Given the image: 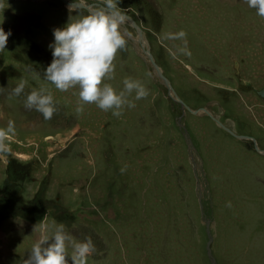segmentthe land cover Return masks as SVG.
Returning a JSON list of instances; mask_svg holds the SVG:
<instances>
[{"label":"rangeland","instance_id":"rangeland-1","mask_svg":"<svg viewBox=\"0 0 264 264\" xmlns=\"http://www.w3.org/2000/svg\"><path fill=\"white\" fill-rule=\"evenodd\" d=\"M120 7L176 99L125 37L103 82L120 92L126 77L139 79L149 95L133 91L135 106L115 116L43 77L67 5L0 0L11 30L0 51V128L14 127L0 153V264H23L53 220L77 241L91 237L86 264H264V16L248 0ZM41 87L54 96L50 119L25 107Z\"/></svg>","mask_w":264,"mask_h":264},{"label":"clouds","instance_id":"clouds-1","mask_svg":"<svg viewBox=\"0 0 264 264\" xmlns=\"http://www.w3.org/2000/svg\"><path fill=\"white\" fill-rule=\"evenodd\" d=\"M83 0H69L70 15L59 27H54L51 49L52 59L43 68L44 79L61 91L78 87V96L84 103H95L100 109L120 116L123 106L134 107V100L128 95L135 91V100L149 95V89L139 80L126 77L124 90L117 92L109 83L103 82L114 72L116 53L126 45L121 30L126 16L120 4L122 0H91V7L80 11ZM258 15L264 16V0H248ZM75 13L72 15L71 13ZM11 30L5 31L3 16L0 18V51L4 50ZM28 83L21 79L12 89L13 95H20ZM25 107L35 108L45 119L56 111L53 94L47 89L33 88L25 99ZM77 111H83L79 104ZM14 134L13 122L7 128H0V153H7L6 143ZM71 244L72 252H68ZM91 237L77 241L66 230L63 223L53 220L51 225L41 224L37 236L27 253L23 264H86L88 255L94 250Z\"/></svg>","mask_w":264,"mask_h":264},{"label":"bare ground","instance_id":"bare-ground-1","mask_svg":"<svg viewBox=\"0 0 264 264\" xmlns=\"http://www.w3.org/2000/svg\"><path fill=\"white\" fill-rule=\"evenodd\" d=\"M67 1V0H66ZM66 3H69L68 1L66 2ZM129 25H131L130 24V22L127 20L126 21ZM127 25V24H126ZM126 25L125 24H122L121 25V30H123V32H124V36L125 37H127L128 39H131L132 41H133V45H134V47H135V49L137 50V47H136V45H141V47H140V50L142 51V55H146L147 57L149 56L150 58H152V56L149 54V52H148V49H147V41L145 40V38L144 37H134V36H132V35H130L126 30ZM128 25V26H129ZM138 52V51H137ZM139 55V54H138ZM186 56V55H185ZM144 58H145V56H144ZM153 62V61H152ZM149 64V63H148ZM149 65H151V64H149ZM255 69V68H254ZM155 74H157V76L158 77H160V76H162V72H161V70H160V68H157V70L155 69ZM170 96H173L175 99H176V96H174V93H173V91L171 90L170 91Z\"/></svg>","mask_w":264,"mask_h":264},{"label":"water","instance_id":"water-1","mask_svg":"<svg viewBox=\"0 0 264 264\" xmlns=\"http://www.w3.org/2000/svg\"><path fill=\"white\" fill-rule=\"evenodd\" d=\"M32 1H42V0H32ZM62 2H67L66 0H61ZM66 4V3H65ZM69 4V3H68ZM67 4V5H68ZM90 6H84V5H81L80 6V8H84L85 10L87 9V8H89ZM127 18V20L130 22V24L132 25V26H135V28H136V30H137V33L138 34H141V31L139 30V28L132 22V20L129 18V17H126ZM148 58H149V60H150V62L153 64V66H152V69L153 70H157V67L154 65V63L152 62L153 60H152V58H150L149 56H148ZM156 77H157V74H156ZM160 78L162 79V81L164 82V84H165V86L167 87V89H168V91H169V95H171L170 94V91H171V87H170V85L168 84V81L164 78V77H162V76H160ZM259 94L261 95V96H263L264 97V90H262V91H260L259 92ZM203 111H205L206 112V110H203ZM190 112H192L193 114H198V113H200L199 111H197V110H195V111H193V110H190ZM211 116V115H210ZM212 117V116H211ZM213 118V117H212ZM222 128H224L226 131H228L230 134H232V135H234V136H236L235 134H233L228 128H226V127H224L222 124H220L218 121H216ZM237 137H239V136H237ZM208 224V223H207ZM209 252V251H208Z\"/></svg>","mask_w":264,"mask_h":264},{"label":"flooded vegetation","instance_id":"flooded-vegetation-1","mask_svg":"<svg viewBox=\"0 0 264 264\" xmlns=\"http://www.w3.org/2000/svg\"><path fill=\"white\" fill-rule=\"evenodd\" d=\"M61 1V0H60ZM62 2V1H61ZM66 3V2H65ZM68 3H66V5H67ZM136 47H137V50L135 49V47H134V49L136 50L135 51V53H137V54H139L141 57H143V55H142V51L140 50V47H141V45L139 44V45H136ZM148 49V48H147ZM138 51V52H137ZM146 56V55H145ZM144 59V58H143ZM147 65H149L148 64V61H147ZM151 67V66H150ZM149 72H152V69H151V71L149 70Z\"/></svg>","mask_w":264,"mask_h":264}]
</instances>
